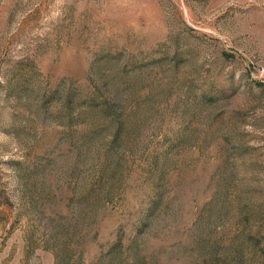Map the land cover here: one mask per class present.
<instances>
[{"label":"rangeland","instance_id":"374dc122","mask_svg":"<svg viewBox=\"0 0 264 264\" xmlns=\"http://www.w3.org/2000/svg\"><path fill=\"white\" fill-rule=\"evenodd\" d=\"M0 264H264V0H0Z\"/></svg>","mask_w":264,"mask_h":264},{"label":"trees","instance_id":"16d2710c","mask_svg":"<svg viewBox=\"0 0 264 264\" xmlns=\"http://www.w3.org/2000/svg\"><path fill=\"white\" fill-rule=\"evenodd\" d=\"M49 218H51V217H49Z\"/></svg>","mask_w":264,"mask_h":264}]
</instances>
